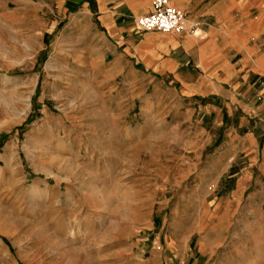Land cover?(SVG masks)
<instances>
[{"label": "rangeland", "instance_id": "obj_1", "mask_svg": "<svg viewBox=\"0 0 264 264\" xmlns=\"http://www.w3.org/2000/svg\"><path fill=\"white\" fill-rule=\"evenodd\" d=\"M95 25L82 0H0V264H198L180 256L232 184L210 177L217 133L126 94Z\"/></svg>", "mask_w": 264, "mask_h": 264}, {"label": "crops", "instance_id": "obj_2", "mask_svg": "<svg viewBox=\"0 0 264 264\" xmlns=\"http://www.w3.org/2000/svg\"><path fill=\"white\" fill-rule=\"evenodd\" d=\"M82 1L94 15L99 51L110 59L117 86L142 106L172 114V129L198 115L202 128L217 133L214 142H204L219 147L210 177L232 181L213 200L219 232L203 236L198 251L180 258L264 264V0H171L186 11L187 24L201 21L193 32L141 29L135 17L152 11V0ZM229 225L253 228L246 241L228 235ZM226 241L232 248L219 251ZM177 258L172 264H182ZM139 261L164 264L157 254Z\"/></svg>", "mask_w": 264, "mask_h": 264}, {"label": "built area", "instance_id": "obj_3", "mask_svg": "<svg viewBox=\"0 0 264 264\" xmlns=\"http://www.w3.org/2000/svg\"><path fill=\"white\" fill-rule=\"evenodd\" d=\"M153 10L135 17L136 24L145 30L195 31L201 21L194 19L187 24V13L171 0H152Z\"/></svg>", "mask_w": 264, "mask_h": 264}]
</instances>
